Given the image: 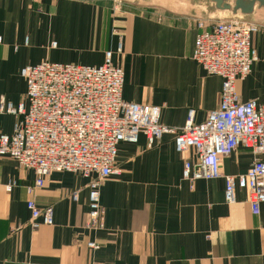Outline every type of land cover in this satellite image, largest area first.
I'll return each mask as SVG.
<instances>
[{"label":"crops","instance_id":"0c3cea01","mask_svg":"<svg viewBox=\"0 0 264 264\" xmlns=\"http://www.w3.org/2000/svg\"><path fill=\"white\" fill-rule=\"evenodd\" d=\"M235 1L227 3L233 7ZM235 19L259 29L252 39L258 60L237 91L243 102L264 104L259 5L243 14L218 9L211 0L152 7L127 0H0V111L8 103H26L24 67L44 61L100 66L112 51L114 65L125 72L123 100L160 107L161 124L176 131L152 146L144 135L119 144L118 173L100 188L104 218L98 230L87 227L91 179L53 173L29 195L34 171L0 158V264H264V204L256 215L245 190L237 189L235 204L226 202L224 179L186 181L175 147L189 112L202 123L220 102L222 80L192 59L196 22L212 30ZM14 124V117L0 113L2 134L11 135ZM253 160L240 147L222 158V172L245 174ZM30 199L41 209L53 208V226L31 227ZM89 242L100 248L90 249Z\"/></svg>","mask_w":264,"mask_h":264},{"label":"built area","instance_id":"2783aa9c","mask_svg":"<svg viewBox=\"0 0 264 264\" xmlns=\"http://www.w3.org/2000/svg\"><path fill=\"white\" fill-rule=\"evenodd\" d=\"M196 26L200 32L192 59L209 75L219 77L222 87L219 105L207 119L196 123L195 111H190L185 127L177 133L175 147L183 160V178L191 183L224 179L226 202L235 204L237 189L245 190L258 215L264 204V104L243 102L237 83L251 74L258 60L252 39L259 29L239 19L220 21L212 30L206 29L204 21ZM113 54L108 51L100 66L44 61L24 67L26 103H8L0 111L15 119L11 135L0 132V158H12L22 169L34 171L29 195L53 173L91 179L87 227L92 230L103 226L100 188L118 173L119 144L136 143L144 135L152 146L165 134L176 133L161 124L160 107L123 100L125 72L114 65ZM240 147L254 155L251 167L242 175L223 174L222 158ZM15 186L12 182L6 189L11 192ZM72 199L77 201V194ZM27 206L33 229L53 226V208L41 209L34 199ZM88 247L97 250L100 245L89 242Z\"/></svg>","mask_w":264,"mask_h":264},{"label":"water","instance_id":"95a60500","mask_svg":"<svg viewBox=\"0 0 264 264\" xmlns=\"http://www.w3.org/2000/svg\"><path fill=\"white\" fill-rule=\"evenodd\" d=\"M216 4L218 9L222 10H232L234 13H237L238 10H241L243 14H252L255 6L264 8V0H236L235 5L232 7L227 2L229 0H211Z\"/></svg>","mask_w":264,"mask_h":264},{"label":"rangeland","instance_id":"374dc122","mask_svg":"<svg viewBox=\"0 0 264 264\" xmlns=\"http://www.w3.org/2000/svg\"><path fill=\"white\" fill-rule=\"evenodd\" d=\"M121 1H126V0H121ZM127 1H132L139 6L142 5V6H151L152 7L155 5L163 4V2L167 3L169 0H127Z\"/></svg>","mask_w":264,"mask_h":264}]
</instances>
